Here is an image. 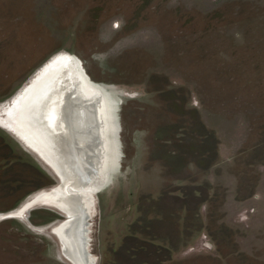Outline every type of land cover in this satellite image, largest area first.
Masks as SVG:
<instances>
[{"label":"rangeland","instance_id":"obj_1","mask_svg":"<svg viewBox=\"0 0 264 264\" xmlns=\"http://www.w3.org/2000/svg\"><path fill=\"white\" fill-rule=\"evenodd\" d=\"M64 53L101 95L92 264H158L133 249L148 229L161 264H264V0H0V264H76L65 212L20 214L60 180L3 122Z\"/></svg>","mask_w":264,"mask_h":264},{"label":"bare ground","instance_id":"obj_2","mask_svg":"<svg viewBox=\"0 0 264 264\" xmlns=\"http://www.w3.org/2000/svg\"><path fill=\"white\" fill-rule=\"evenodd\" d=\"M40 73L32 85L3 109V122L34 149L61 180L59 187L38 195L20 214L24 215L40 202L65 212L70 222H64L57 232L66 256L76 264H92L91 254L88 262L84 260L82 245L85 241L88 247L90 240L91 193L101 187L105 178L100 170L101 159H104L101 154L104 122L99 119L101 95L90 99L85 94L77 64L66 53L56 56ZM62 103L65 105L61 106Z\"/></svg>","mask_w":264,"mask_h":264},{"label":"trees","instance_id":"obj_3","mask_svg":"<svg viewBox=\"0 0 264 264\" xmlns=\"http://www.w3.org/2000/svg\"><path fill=\"white\" fill-rule=\"evenodd\" d=\"M140 228H141V235H145V234H143V232H145V231H143L142 226H140ZM146 235H147L146 240L140 239L139 238L140 236L133 237L137 240H140V241H136L137 243L138 242H140V243H138L137 247H134L133 249L136 252H139V253L144 254V255H148L147 257L156 256L155 260L158 261V264H161L163 262L170 260L171 259L170 250L165 246H161V244L157 245V243H159L158 241L160 239L152 232V230L148 229V234L146 233ZM135 239H133V240H135ZM136 255H137V253H136ZM159 257L161 258V260H159ZM139 262L141 264H146V260H144V258L140 259Z\"/></svg>","mask_w":264,"mask_h":264},{"label":"crops","instance_id":"obj_4","mask_svg":"<svg viewBox=\"0 0 264 264\" xmlns=\"http://www.w3.org/2000/svg\"><path fill=\"white\" fill-rule=\"evenodd\" d=\"M160 208H161V209H158V211H157V215H159V213H160V212H163V211H164L165 214H167V213H172V214H173V213H174L173 210H169V211H168V210H166L165 207H160ZM132 215H133V214H132ZM172 217H173V215H170L168 218L171 219ZM168 221H169V220H168ZM163 223H164V222H163ZM163 223L160 222V224H161V225H160V226H161L160 228H159V226L156 225V224H155L154 227H155V229L158 230L159 235L161 234L160 231H168L169 234H166L167 236H165V237H163V238H165V240H168V241H169V240H170L169 237H170V234H171V231H170V230H171V228L173 229V227H171V226H173V223L171 222V224H166L165 226H163V225H164ZM167 223H168V222H167ZM156 226H157V227H156ZM166 227H167V228H166ZM162 234H163V233H162ZM176 240H177V238H176ZM198 240L202 241V240H201V237H199ZM177 241H178V240H177ZM189 249H191V246L189 247ZM178 251H179L178 253L181 252L180 250H178ZM189 251H190V250H188V249H182V252H181L180 254H184V253L189 254ZM175 253H176V255H177V252H175Z\"/></svg>","mask_w":264,"mask_h":264},{"label":"flooded vegetation","instance_id":"obj_5","mask_svg":"<svg viewBox=\"0 0 264 264\" xmlns=\"http://www.w3.org/2000/svg\"><path fill=\"white\" fill-rule=\"evenodd\" d=\"M70 57H71V56H70ZM54 58H55V57H54ZM54 58H53V59H54ZM53 59H52V60H53ZM52 60H51V61H52ZM51 61H50V62H51ZM50 62H49V63H50ZM49 63H47L46 66H47ZM46 66H45V67H46ZM45 67H44V68H45ZM44 68H43L40 72H42V71L44 70ZM40 72H39V73H40ZM39 73L37 74V76L35 77V79L38 77V75H41V73H40V74H39ZM79 73H80V72H79ZM80 75H81V74H80ZM81 77H82V76H81ZM35 79L30 83L31 85H32V83L35 81ZM30 84H29V85H30ZM29 85H28V86H29ZM28 86H27V88H28ZM25 89H26V88H25ZM25 89H24V91H25ZM24 91H23V92H24ZM23 92H22V93H23ZM22 93H21V94H22ZM50 189H54V188H50ZM42 208L44 209V211L42 212L43 215H44L45 213H47L46 211L50 210L48 207H42ZM29 209H30V208H29ZM89 209H90V208H89ZM12 211H14V210H12ZM12 211H8V212H6L5 214L2 213V215H6L7 213L9 214V213L12 212ZM50 211H51V212H54V214H55V215H54V217H55L54 220H57V218H56V212H57V211H53V210H50ZM89 212H90V211H88V213H89ZM30 213H31V211H30ZM0 214H1V213H0ZM58 214H59L60 216H62V214H60V213H58ZM89 215H90V213H89ZM45 217H46V216H45ZM0 218H1V217H0ZM48 222H50V221H48ZM48 222H45V223H48ZM56 232H57V229H56ZM57 234H58V232H57Z\"/></svg>","mask_w":264,"mask_h":264},{"label":"water","instance_id":"obj_6","mask_svg":"<svg viewBox=\"0 0 264 264\" xmlns=\"http://www.w3.org/2000/svg\"><path fill=\"white\" fill-rule=\"evenodd\" d=\"M59 178V180H61L60 179V177H58ZM56 188H57V186H56ZM55 189V188H54ZM68 217V216H67ZM67 222H70V218L68 217L67 219H66V221H65V224L67 223ZM88 222V221H87ZM83 248H82V255H83V257H84V260H86L87 262L89 261V258H90V253H89V250H88V247L86 246V244H85V241H83Z\"/></svg>","mask_w":264,"mask_h":264}]
</instances>
